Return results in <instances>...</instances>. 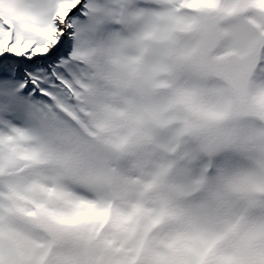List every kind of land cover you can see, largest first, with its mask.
Here are the masks:
<instances>
[{
  "label": "snow or ice",
  "instance_id": "obj_1",
  "mask_svg": "<svg viewBox=\"0 0 264 264\" xmlns=\"http://www.w3.org/2000/svg\"><path fill=\"white\" fill-rule=\"evenodd\" d=\"M0 264H264V0H0Z\"/></svg>",
  "mask_w": 264,
  "mask_h": 264
}]
</instances>
